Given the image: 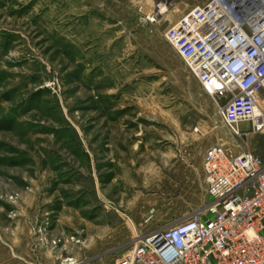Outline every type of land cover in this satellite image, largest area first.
Instances as JSON below:
<instances>
[{
  "label": "rangeland",
  "instance_id": "rangeland-1",
  "mask_svg": "<svg viewBox=\"0 0 264 264\" xmlns=\"http://www.w3.org/2000/svg\"><path fill=\"white\" fill-rule=\"evenodd\" d=\"M205 1L0 0V264H116L209 202L206 148L264 162L164 39Z\"/></svg>",
  "mask_w": 264,
  "mask_h": 264
},
{
  "label": "built area",
  "instance_id": "built-area-1",
  "mask_svg": "<svg viewBox=\"0 0 264 264\" xmlns=\"http://www.w3.org/2000/svg\"><path fill=\"white\" fill-rule=\"evenodd\" d=\"M163 36L201 87L223 99L220 117L232 133L264 131V0H206ZM201 167L209 202L151 229L116 264H264V162L217 143Z\"/></svg>",
  "mask_w": 264,
  "mask_h": 264
},
{
  "label": "bare ground",
  "instance_id": "bare-ground-1",
  "mask_svg": "<svg viewBox=\"0 0 264 264\" xmlns=\"http://www.w3.org/2000/svg\"><path fill=\"white\" fill-rule=\"evenodd\" d=\"M159 7V10H158V13L157 14H159V15H161L162 13H164V12H166L167 11V9L162 5V6H158ZM177 9V8H176ZM172 11V10H171ZM174 11V10H173ZM175 11H177V10H175ZM174 11V12H175ZM176 13V12H175Z\"/></svg>",
  "mask_w": 264,
  "mask_h": 264
},
{
  "label": "crops",
  "instance_id": "crops-1",
  "mask_svg": "<svg viewBox=\"0 0 264 264\" xmlns=\"http://www.w3.org/2000/svg\"><path fill=\"white\" fill-rule=\"evenodd\" d=\"M203 3V2H202Z\"/></svg>",
  "mask_w": 264,
  "mask_h": 264
}]
</instances>
